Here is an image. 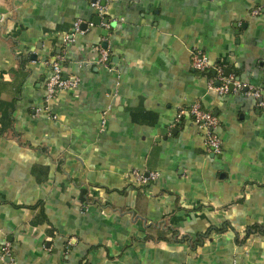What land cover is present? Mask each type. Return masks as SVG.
<instances>
[{"label":"crops","instance_id":"obj_1","mask_svg":"<svg viewBox=\"0 0 264 264\" xmlns=\"http://www.w3.org/2000/svg\"><path fill=\"white\" fill-rule=\"evenodd\" d=\"M103 5L101 17L91 0H0L6 262L264 264V235H249L264 226V106L208 88L217 66L264 87V0ZM194 49L210 70L193 69ZM59 56L81 83L51 101L55 119L37 116ZM195 103L218 117V155L188 114L177 121ZM134 170L159 178L143 186Z\"/></svg>","mask_w":264,"mask_h":264},{"label":"built area","instance_id":"obj_2","mask_svg":"<svg viewBox=\"0 0 264 264\" xmlns=\"http://www.w3.org/2000/svg\"><path fill=\"white\" fill-rule=\"evenodd\" d=\"M104 0H91V7L96 11L98 16H104L106 10L103 5ZM261 9H255L253 15L257 16L260 13ZM90 26L95 24L91 22ZM81 21L75 23V30L81 31ZM101 59L100 62L111 69L110 67V55L109 52L105 49H101ZM63 58L58 57L52 63V72L45 84V96H44V106L43 108L36 109V115L39 116L42 112H47L48 116L55 119V115L51 114L50 103L56 97V95L64 90L76 89L81 83L79 77H72L66 79L62 73V64ZM191 64L195 71L197 72H206L211 69L208 58L198 49H194L191 52ZM215 76L211 77L208 81V88L211 91H214L218 95H225L231 92V87L235 91H245L246 95L252 96L256 99H261V105L264 106V87L263 88H254L247 84L236 80L233 76H226L225 69L222 66L215 67ZM189 115L194 123L197 125L198 129L203 133L206 146L208 150L214 155H218L222 152V141L217 134V128L219 126V120L216 115L212 112L203 109L200 103H195L188 109H180L177 117L179 121L185 115ZM131 176L135 181L140 185H148L159 178V174L156 172H151L149 174L140 173L138 171H132ZM69 246L72 245L68 243ZM11 244L6 243L0 251V261L4 264H13L12 261L6 262L7 259H11Z\"/></svg>","mask_w":264,"mask_h":264},{"label":"trees","instance_id":"obj_3","mask_svg":"<svg viewBox=\"0 0 264 264\" xmlns=\"http://www.w3.org/2000/svg\"><path fill=\"white\" fill-rule=\"evenodd\" d=\"M210 73V72H209ZM215 75H213L212 77H214ZM225 230H226V228L225 229H223V230H219L218 232H220V233H223V232H225ZM256 233H260V234H262V235H264V226L263 225H255V226H253L251 229H250V232H249V235H251V234H256ZM205 236H203V235H200L199 237H198V239H197V241H196V247L197 246H199V245H201L202 244V242H203V238H204ZM194 248V247H193Z\"/></svg>","mask_w":264,"mask_h":264},{"label":"water","instance_id":"obj_4","mask_svg":"<svg viewBox=\"0 0 264 264\" xmlns=\"http://www.w3.org/2000/svg\"><path fill=\"white\" fill-rule=\"evenodd\" d=\"M98 21H99V19H98Z\"/></svg>","mask_w":264,"mask_h":264}]
</instances>
